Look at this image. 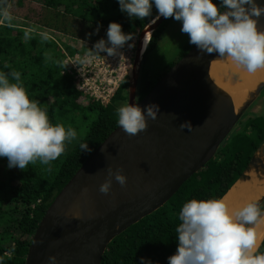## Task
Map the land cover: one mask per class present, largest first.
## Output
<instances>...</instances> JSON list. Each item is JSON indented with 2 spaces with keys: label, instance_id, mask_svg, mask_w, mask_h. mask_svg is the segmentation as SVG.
Instances as JSON below:
<instances>
[{
  "label": "trees",
  "instance_id": "1",
  "mask_svg": "<svg viewBox=\"0 0 264 264\" xmlns=\"http://www.w3.org/2000/svg\"><path fill=\"white\" fill-rule=\"evenodd\" d=\"M169 1L0 0V264H25L33 234L56 194L121 124L126 110L127 82L108 105L84 96L64 64L67 53L79 49L61 45L47 32L91 45L114 38L130 42ZM187 1L179 0L154 33L146 56ZM230 1L209 0L203 31L176 61L158 71L142 66L138 100L197 43ZM31 14L39 16L36 30L15 22ZM83 115L90 122L78 138L76 122ZM240 124L167 203L109 244L102 264H179L199 223L264 143V114ZM263 211L264 201L255 217ZM247 264H264V240Z\"/></svg>",
  "mask_w": 264,
  "mask_h": 264
},
{
  "label": "water",
  "instance_id": "2",
  "mask_svg": "<svg viewBox=\"0 0 264 264\" xmlns=\"http://www.w3.org/2000/svg\"><path fill=\"white\" fill-rule=\"evenodd\" d=\"M178 1L170 0L140 32L123 120L56 194L33 234L25 264H102L117 236L161 208L216 156L263 91L264 80L237 107L233 95L211 76L213 63L264 43V0H231L138 100L148 45ZM239 183L264 187V143L231 189ZM231 189L199 223L179 264L191 263L199 226ZM263 201L264 194L252 200L227 233L204 245L217 247L247 231L264 215L255 217Z\"/></svg>",
  "mask_w": 264,
  "mask_h": 264
},
{
  "label": "bare ground",
  "instance_id": "3",
  "mask_svg": "<svg viewBox=\"0 0 264 264\" xmlns=\"http://www.w3.org/2000/svg\"><path fill=\"white\" fill-rule=\"evenodd\" d=\"M211 76L233 95L240 107L249 91L264 80V43L235 52L225 63H213ZM263 194L264 187L236 184L199 226L194 238L197 243L195 255L190 264H242L246 261L264 237V215L227 243L207 248L204 242L227 233L250 202Z\"/></svg>",
  "mask_w": 264,
  "mask_h": 264
},
{
  "label": "built area",
  "instance_id": "4",
  "mask_svg": "<svg viewBox=\"0 0 264 264\" xmlns=\"http://www.w3.org/2000/svg\"><path fill=\"white\" fill-rule=\"evenodd\" d=\"M137 43L138 36L130 42L114 38L110 43L89 44L86 52L67 53L64 64L77 90L102 105L111 103L120 87L128 83Z\"/></svg>",
  "mask_w": 264,
  "mask_h": 264
},
{
  "label": "rangeland",
  "instance_id": "5",
  "mask_svg": "<svg viewBox=\"0 0 264 264\" xmlns=\"http://www.w3.org/2000/svg\"><path fill=\"white\" fill-rule=\"evenodd\" d=\"M208 3L209 0H188L183 5L160 35L155 48L147 54L143 62V66L146 70L158 71L164 69L179 58L184 46L191 44L199 38L206 22ZM37 13H39V15L41 14L40 8L37 9ZM38 17V14H31L30 19H14L19 25L36 30V28L39 27L37 24ZM47 33H50L51 37L61 45L67 44L79 50H87L89 48V44L75 40L69 36L53 32ZM89 122L90 118L86 115H83L76 122V137L80 138V136L84 134Z\"/></svg>",
  "mask_w": 264,
  "mask_h": 264
},
{
  "label": "flooded vegetation",
  "instance_id": "6",
  "mask_svg": "<svg viewBox=\"0 0 264 264\" xmlns=\"http://www.w3.org/2000/svg\"><path fill=\"white\" fill-rule=\"evenodd\" d=\"M264 114V89L261 94L257 97V99L253 102V104L247 109V111L240 118L237 125L234 127L230 135L238 132L241 129V124L246 119L250 118L253 115Z\"/></svg>",
  "mask_w": 264,
  "mask_h": 264
}]
</instances>
